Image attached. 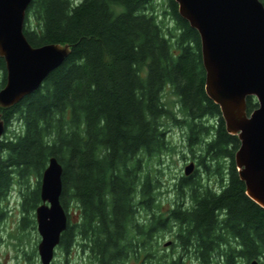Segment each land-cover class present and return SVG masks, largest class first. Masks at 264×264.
Returning <instances> with one entry per match:
<instances>
[{
	"label": "trees",
	"instance_id": "obj_1",
	"mask_svg": "<svg viewBox=\"0 0 264 264\" xmlns=\"http://www.w3.org/2000/svg\"><path fill=\"white\" fill-rule=\"evenodd\" d=\"M24 32L33 46L70 44L71 52L39 89L0 106V219L17 189L18 229L35 227L42 175L54 156L63 166L61 202L69 217L58 246L65 255L79 249L87 264L264 258V208L246 194L235 163L240 140L206 93L201 37L176 0H32ZM6 75L0 56V89ZM257 107L248 97V113ZM168 120L189 128V149L214 176L180 177L178 199L165 213L161 180L149 163L175 153ZM161 232L175 235L171 252Z\"/></svg>",
	"mask_w": 264,
	"mask_h": 264
},
{
	"label": "water",
	"instance_id": "obj_2",
	"mask_svg": "<svg viewBox=\"0 0 264 264\" xmlns=\"http://www.w3.org/2000/svg\"><path fill=\"white\" fill-rule=\"evenodd\" d=\"M32 0H0V56L6 62V83L0 106L11 107L39 89L45 78L71 52L70 44L33 46L24 27ZM179 12L201 37L205 90L221 109L226 130L237 135L235 153L246 194L264 208V3L261 0H176ZM258 107L247 110V98ZM5 121L0 113V141ZM195 163L185 167L191 174ZM63 166L52 156L41 179L42 203L35 210L41 236V264H52L69 223L61 202ZM251 264H260L253 260Z\"/></svg>",
	"mask_w": 264,
	"mask_h": 264
},
{
	"label": "rangeland",
	"instance_id": "obj_3",
	"mask_svg": "<svg viewBox=\"0 0 264 264\" xmlns=\"http://www.w3.org/2000/svg\"><path fill=\"white\" fill-rule=\"evenodd\" d=\"M160 14V12H159ZM161 15V14H160ZM166 19L169 26L174 27V22L172 18L167 15ZM176 97L172 96L171 100H175ZM174 109L179 111L178 106ZM16 122L18 119H15ZM208 120V119H207ZM11 122L9 128L11 130H16L17 123ZM166 136L169 142L175 146V153L172 155L166 154L162 157V161H156V158L151 159L149 167L154 169V174L161 180L160 190L162 191L161 197V212L168 213V208L170 203H173L178 199L176 193V182L182 176H191L193 173L186 175L185 167L191 163L190 161H195L198 158L194 156L192 151L188 146V127L184 124L182 126H177L173 121L168 120L166 122ZM186 126V127H185ZM201 155V154H200ZM199 155V156H200ZM199 162V161H198ZM224 163L227 165L228 160ZM199 175L203 180H210L213 178V174L205 171V168L199 165ZM35 183V179H33ZM185 207L188 205L184 204ZM3 214L0 219V264H41L40 256L38 252V245L41 241V236L37 229V222L34 227L33 224H27L23 230L18 229V224L22 218L23 212L21 207L20 193L17 189H13L12 195L8 203L3 205ZM2 208V207H1ZM164 209V210H163ZM69 212L71 213L72 220H77L79 217V212L74 207L73 203L69 204ZM36 219V217H35ZM161 234V245L167 248V252H171L170 245L173 241H177L175 235L169 233ZM178 242V241H177ZM176 242V243H177ZM35 253V254H34ZM191 262V264H197L196 258ZM221 260V259H220ZM216 262L215 260H213ZM260 264H264V258L258 260ZM131 264H140L139 261H130ZM88 257L85 252L79 249H74L69 255L61 253L57 247L55 253V259L52 264H87ZM186 264H190L187 262ZM220 264V263H215Z\"/></svg>",
	"mask_w": 264,
	"mask_h": 264
},
{
	"label": "flooded vegetation",
	"instance_id": "obj_4",
	"mask_svg": "<svg viewBox=\"0 0 264 264\" xmlns=\"http://www.w3.org/2000/svg\"><path fill=\"white\" fill-rule=\"evenodd\" d=\"M202 121H205V120H202ZM186 127V126H185ZM188 132H190L189 131V129H188ZM209 137V136H208ZM207 137V138H208ZM206 138V139H207ZM190 162H194L195 163V169H194V171L192 172V173H194L195 171H196V173H198L199 174V163H198V161H197V159H195V161H190ZM195 259H190V260H187V262H189L190 264H191V262H193ZM185 261L184 260H181L180 261V264H182V263H184ZM196 263L197 264H205V261L204 260H200V259H196Z\"/></svg>",
	"mask_w": 264,
	"mask_h": 264
}]
</instances>
